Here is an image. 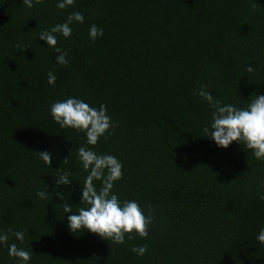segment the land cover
Returning <instances> with one entry per match:
<instances>
[{
	"label": "trees",
	"instance_id": "1",
	"mask_svg": "<svg viewBox=\"0 0 264 264\" xmlns=\"http://www.w3.org/2000/svg\"><path fill=\"white\" fill-rule=\"evenodd\" d=\"M33 2L0 0V234L9 235L0 264H22L8 254L12 243L31 253L28 264H264V161L243 143L223 148L207 137L214 110L196 94L205 85L237 108L264 95V0ZM77 11L84 23L74 21L70 37L54 34L69 60L60 65L39 35ZM93 24L104 31L95 41ZM69 97L106 105L118 127L88 145L85 133L51 116V105ZM80 147L122 162L113 192L145 215L152 205L147 238L133 233L116 244L70 230L68 216L88 207ZM40 151L51 153V166ZM63 172L71 183L57 185ZM142 245L146 255L132 252Z\"/></svg>",
	"mask_w": 264,
	"mask_h": 264
},
{
	"label": "clouds",
	"instance_id": "2",
	"mask_svg": "<svg viewBox=\"0 0 264 264\" xmlns=\"http://www.w3.org/2000/svg\"><path fill=\"white\" fill-rule=\"evenodd\" d=\"M42 0H35V4H40ZM75 0H60L57 8L65 9L74 5ZM23 4L29 8L34 6L33 0H23ZM255 9V4L252 5ZM84 23V16L80 12H72L66 22L56 24L50 31H43L39 38L55 48L56 62L60 65H68L67 53L57 46L55 33H60L64 37L72 35L70 25L74 22ZM90 38L95 41L98 37H103L104 31L95 24L90 27ZM248 72H253L254 68L248 66ZM56 76L52 71L48 72V83L54 85ZM203 98L214 111L212 112L211 131L205 127L203 131L206 136L213 139L220 147L227 148L233 141L243 143L247 150H251L256 159L264 161V95H255L246 108H237L231 104H223L219 99H214L212 92L201 85L196 92ZM50 113L62 129L73 128L86 134V143L96 145L101 137L107 138L110 129L118 127V122H113L108 115L106 105L99 108L90 106L82 99L69 97L63 101H56L50 107ZM40 159L45 164L52 163L51 153L48 151L37 152ZM78 159L82 162L83 169L88 172L83 182L82 204L88 205L87 208L81 207L78 214L68 216L70 230L76 233L79 230L87 229L92 233L98 234L105 240H111L116 244H124L125 237L134 239L133 233L141 238L149 235V226L152 223V213L154 211L151 204L147 205L148 215L139 203L134 200L121 201L113 192L115 182L123 178V164L115 156L109 154H97L87 147L78 149ZM67 159L63 161L66 163ZM71 172H63L58 176L57 185H67L71 183L69 177ZM94 181H101L99 190ZM47 189V188H46ZM37 195L42 199H48L47 191H38ZM57 195L64 199L62 192ZM264 200V195L261 196ZM72 211L69 203H64V213ZM12 232L11 229L8 230ZM15 237L21 242L24 241L23 232L16 231ZM9 235L0 234V244H7ZM257 240L264 243V228H261ZM147 245L134 246L132 252L138 256L147 253ZM8 254L13 258H18L22 264H28L31 260V253L24 248L18 247L15 243L8 246Z\"/></svg>",
	"mask_w": 264,
	"mask_h": 264
}]
</instances>
